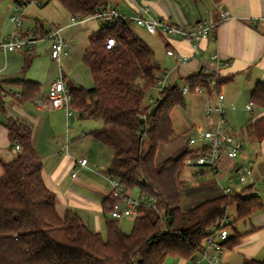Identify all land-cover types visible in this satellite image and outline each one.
<instances>
[{"label": "trees", "instance_id": "16d2710c", "mask_svg": "<svg viewBox=\"0 0 264 264\" xmlns=\"http://www.w3.org/2000/svg\"><path fill=\"white\" fill-rule=\"evenodd\" d=\"M5 1L25 8L34 0H0V4ZM59 1L73 17H84L119 0ZM109 38L116 41L110 49L106 47ZM153 58V50L134 33L128 20L114 27L101 24L82 57L94 85L70 88L73 109L82 117L102 123L91 135L113 150L108 176L145 199L132 230L127 233L120 220L107 219L105 234L94 232L73 210L60 217L57 196L45 182L43 161L33 145L31 128L5 116L1 120L11 144H19L21 150L12 162L3 164L0 177V264H165L169 258L193 259L203 250L211 228L228 217L231 206L237 207L235 221L250 218L262 209L259 196L240 194L223 195L186 211L181 208L184 182L180 176L192 150L185 146L160 165L155 158L159 145L173 140L171 113L177 107L184 108L186 100L181 87L167 86L155 104L159 107L154 115L143 106L147 91L155 86L158 68ZM211 77L214 75L188 77L191 92L197 86L208 88ZM225 82L218 77L217 89ZM12 83L22 86L23 100L40 90V85L32 81ZM2 91L0 87V94ZM251 101L264 108V83L255 86ZM3 104L0 96L1 114ZM252 135L264 138V117L255 122ZM144 142L148 147L145 153ZM150 200L156 208L149 205ZM111 201L108 196L103 202L107 213ZM233 224L227 226L230 235L223 244L225 249L237 246L242 237ZM245 264H264V260Z\"/></svg>", "mask_w": 264, "mask_h": 264}, {"label": "crops", "instance_id": "0c3cea01", "mask_svg": "<svg viewBox=\"0 0 264 264\" xmlns=\"http://www.w3.org/2000/svg\"><path fill=\"white\" fill-rule=\"evenodd\" d=\"M30 6L16 8L20 12L18 16L22 18L21 27L29 20ZM114 6L128 17L152 16L180 25H194L200 20L217 24L211 36L201 41L200 51L196 54L192 40L162 32L151 34L136 22L129 21L134 33L153 50V60L158 68L155 77L161 72H170L167 86H189L187 78L198 74L226 79L218 90L224 95L225 128L243 139L241 160L250 168L254 184H240L233 173V168L239 165V161L225 157L219 164L218 173L207 167L185 168L191 169L193 174L199 177H212V184L206 191L186 195V201L191 203L199 196L204 198L202 202L219 198L225 195L224 189L228 187L232 188V194H240L243 197L259 196L263 207L250 218L235 221L237 207L235 218H229L234 222L233 229L242 237L237 246L224 250L220 264H245L249 260H264V199L261 195L264 194V138L258 139L252 135L255 122L264 117V108L256 104L252 112L245 108L251 102L255 86L264 83V0H119ZM221 9L228 10L231 18L222 20ZM72 18L71 22L63 27L64 31L84 25V22L72 25ZM6 19L7 17L3 16L0 20V40L9 35V32L4 30ZM27 27L21 30L22 37L30 34V27ZM99 28L98 23V28L92 33L97 32ZM64 37L75 42L71 54L63 60L68 62L65 68L69 70L79 37L71 31ZM168 51L188 57L189 61L179 63L176 56L169 55ZM42 54H36L35 59L31 60V54L28 52L0 51V87L13 92V95L4 98L3 113L0 114V177L4 173L3 164L12 162L20 151L12 146L8 129L1 120L5 116H12L32 130L33 145L43 161L45 182L57 196L56 209L59 216L63 218L68 210H73L90 230L104 234L105 223L110 218L103 202L109 195L106 178L113 152L91 135V132L100 129L102 125L97 124L94 129H89L90 131H85L80 125L71 127L72 118L69 120L64 110L47 111L39 106V102L47 98L50 84L58 80L61 74L69 89L85 87L83 78L72 73L73 69L66 73L62 64L60 74L50 76L48 71L44 70V65L46 62L56 63L52 58L49 60V56ZM19 80L38 83L39 92L23 100L22 86L12 83ZM154 90L158 91L156 86L147 91L145 101L147 96L155 98L152 93ZM190 98L191 103L172 111L171 120L175 136L169 143L159 145L156 165H160L185 146L192 150V153L195 152L197 146L189 145V138L202 140L204 131L216 127L218 114H208L207 106V100L212 106L216 105V94L207 90L204 94L191 93ZM149 103L150 99L143 106L148 107ZM180 109L183 112H180ZM202 122H205V126ZM82 158L88 159V166L78 169V176L73 178L72 174L78 167L75 161ZM102 160L106 162L105 166L103 165L104 172L99 167ZM221 179H227L228 185H222ZM130 193L135 197L139 195L135 190ZM182 204L181 197L183 209ZM165 264L209 263L197 254L193 259L169 258Z\"/></svg>", "mask_w": 264, "mask_h": 264}, {"label": "built area", "instance_id": "2783aa9c", "mask_svg": "<svg viewBox=\"0 0 264 264\" xmlns=\"http://www.w3.org/2000/svg\"><path fill=\"white\" fill-rule=\"evenodd\" d=\"M49 0H34L30 5H41ZM146 13L147 11L144 10ZM220 16L222 20L231 18V13L228 10H220ZM14 30L9 36H6L0 40V51L4 53L8 52H30L34 50V46L37 42L45 40L51 44V58L55 60L59 66L62 61L67 58L74 47L72 40H67L64 35L63 27H56L49 33L44 34L42 37L33 34H27L21 37L17 34V29L22 25L21 16L11 17ZM89 20H95L100 25H108L114 27L117 22L121 20L134 21L139 26L144 27L149 33L156 34L162 32L168 35H176L188 40L194 41V53L198 54L200 51V43L202 40L211 36V33L217 27V24H213L208 20H200L194 25H180L170 21H163L159 18L152 16H137L128 17L123 15L115 6L103 7L96 10L92 14H88L84 17L77 16L72 18V25L86 22ZM116 45L114 38L107 40L106 47L108 49L113 48ZM171 56H176L179 63L188 62V57L174 54L173 51L167 52ZM170 77V72H161L155 78V86L158 92L161 94L167 87V82ZM208 88L205 86H197L193 92H191L189 86L181 88L182 94L187 95L191 93L204 94L207 90L215 93L217 96V102L215 106H212L207 100L208 114L211 112H217L218 120L214 129L206 130L203 132V139L198 140L196 138H189V145L197 146V150L189 156L184 162L185 167L202 168L207 167L212 169L215 173H218V167L223 158H229L239 161V165L233 168L234 176L238 179L242 185H253L254 177L249 167L245 166L241 160L242 151L244 149V141L240 136L228 131L225 128V109H224V95L221 94L218 89V76L211 77L208 81ZM159 94V95H160ZM9 95H13L11 90H3L0 94L1 98H5ZM158 99L150 98L149 109L151 110L156 104ZM73 96L70 93V89L65 85L63 75L60 78L50 84L48 90V96L43 101L39 102V106L43 110H64L69 120L73 118L77 112L72 107ZM254 103L251 101L246 105V110L252 112ZM1 114V107H0ZM143 118H145L143 116ZM16 149L21 150L19 144L15 145ZM78 166L72 177L78 176V169L88 166V159L82 158L75 161ZM107 188L109 195L111 196V203L107 205V211L110 219L122 220L132 219L134 220L139 212V208L142 202L145 200L140 196H133L126 189L124 184L117 178L107 176L106 178ZM225 195L232 194V188L224 189ZM149 205L156 208L154 201H149ZM231 223V220L226 217L218 221L209 231L208 237L205 240L203 250L200 252L202 260L209 264H220L221 256L225 250L223 244L229 238L230 231L227 227Z\"/></svg>", "mask_w": 264, "mask_h": 264}, {"label": "rangeland", "instance_id": "374dc122", "mask_svg": "<svg viewBox=\"0 0 264 264\" xmlns=\"http://www.w3.org/2000/svg\"><path fill=\"white\" fill-rule=\"evenodd\" d=\"M87 1L89 3L93 2V0H87ZM12 3H13L12 1H5L0 4V20L2 19L3 16L7 17V19L4 21V30L6 32H9V35H11L14 30L13 24L10 22L11 21L10 18L15 17V16L18 17V14L20 13L19 11L16 10L17 6L16 5L14 6L13 5L14 3L13 4ZM28 11H29L28 13L29 20L28 22H25V26L30 27V30H31V31L29 30L30 34H33L36 36L38 35L39 37H42L44 34L49 33L56 27H66V25L71 22V18H72V15H70V13L64 10L59 0H51L50 3L48 4H41V5L32 4L28 8ZM25 26H22V27L20 26L17 29V34L19 36H21V30L25 29L24 28ZM97 28H98V22L95 20H89V21L84 22V25L82 26H78L70 30L66 29V31H64V35L69 33V31H71L72 33L74 32L76 36L79 37V39L78 41H76L75 51L71 59V62H72V65L70 64L71 68L69 70H66L68 66L67 64L68 62L66 60H65L66 62L62 61L63 62L62 66L64 67V70L66 73H68L71 69H73L71 71L72 73L81 76L83 78V82H84L83 84L85 85L86 88L93 87L94 82H93L92 76L88 68L83 64L82 57H83L85 48L89 44V39L93 34L92 32L95 31ZM33 32H37V34ZM28 53L31 54V56L29 57L31 60L35 59L34 56L36 54H42V53H43L42 55L44 56L46 55L49 56V60H51L50 59L51 58V44L45 40H41L38 43H36V45L34 46V50H31ZM55 63L56 64H49V62H46L44 65V70H47L48 74L52 77L57 73L60 74L59 70L61 66H59V64L56 61ZM138 84H142V81L138 80ZM152 93H154L155 95L154 99L159 98L160 93L157 90H154ZM190 96L191 94L185 95V100L187 104L192 102V98H190ZM150 98L151 97L147 96L146 101H144V103L148 102ZM180 112H183V111L180 109ZM202 123L205 126V122H202ZM97 124L99 126L102 125L101 121H96L93 119H89L87 117H79L78 113L72 118L71 123H70L71 127L73 126L76 127L77 125H80L83 127L85 131H90L89 129H94L93 127H95ZM75 141L77 142V140ZM106 148H109V147H106ZM147 148H148L147 143L144 142L143 148H142L143 153L147 151ZM108 150L113 152L111 148H109ZM101 163L102 164H99V167L104 172L103 165L105 166L104 163L106 162L102 160ZM193 173L194 171L187 168L182 172L180 176V180L184 182V187L181 190V197H182V202H183L182 207H183V210L185 211L186 209L193 208L199 203H201L202 201H204L203 200L204 198L199 196V198H197L196 200L190 203L186 201V195L190 196L192 194H197L201 190L206 191L207 187L210 184H212L211 176L207 175L202 178V177H199V175H196ZM220 183L224 186H227L228 180L221 179ZM261 195H263L262 198L264 199V194H261ZM145 202H148V201H145ZM227 215H228V218H230L231 220L235 218L236 205H233L228 209ZM120 226L125 232L129 233L133 227V220L131 218L122 219L120 220Z\"/></svg>", "mask_w": 264, "mask_h": 264}, {"label": "water", "instance_id": "95a60500", "mask_svg": "<svg viewBox=\"0 0 264 264\" xmlns=\"http://www.w3.org/2000/svg\"><path fill=\"white\" fill-rule=\"evenodd\" d=\"M158 107H159V104L155 105V106L151 109L150 114H151V115H154V114L156 113ZM80 116H82V114H80Z\"/></svg>", "mask_w": 264, "mask_h": 264}]
</instances>
